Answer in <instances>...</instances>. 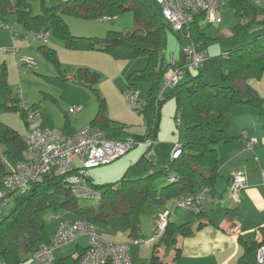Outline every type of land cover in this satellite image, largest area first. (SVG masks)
Here are the masks:
<instances>
[{"label":"trees","instance_id":"1","mask_svg":"<svg viewBox=\"0 0 264 264\" xmlns=\"http://www.w3.org/2000/svg\"><path fill=\"white\" fill-rule=\"evenodd\" d=\"M230 3L239 18L233 28L234 35L241 34L260 22L258 10L250 0H230ZM128 10L134 12L138 26L124 31L111 30L105 37L74 35L64 17L65 14H73L88 19L107 17L110 20ZM9 13H14L16 19L30 30L44 29L50 33V37L52 35L61 38L70 49L102 50L117 59H133L145 55L146 66L128 76V90L136 91L140 81L149 84L143 106L147 127L146 140L156 139L161 107L167 98L176 99L179 110L178 125L182 126L183 133L179 141L180 155L176 158L171 156L164 167L153 169L144 177H123L116 182L95 184L88 176L89 182L103 194L98 207L79 206L78 198L73 195L66 175L47 174L43 181L33 183L26 192L16 193V204L12 211L0 219V262L4 260L8 264H21L36 249L48 245L51 236L46 230L45 214L51 211L56 213L60 208L72 209L77 217L89 218L97 225L99 221L108 223L109 215L118 211L119 202L122 201L126 205L123 218L131 235L137 236L142 216L149 205L181 194H195L201 188L210 189L213 185L219 175L216 146L231 139L224 128V122L233 106L249 104L264 113L263 98L254 95L250 86L245 90L237 84L239 78L251 75L259 79L263 74L264 44L261 36H256L221 56L218 74L222 83L204 81L200 68H195L198 69L195 74L191 72L194 67H186L179 82L168 87L171 91L166 96L165 90L162 92L166 72L163 67L166 64L163 53L168 30L173 29L150 0H60L51 5L42 0V11L36 15L32 14L29 0H0V15ZM205 16V13L198 15L188 32L189 40L199 43L206 51L207 46L216 39L210 38L201 29V20ZM178 37L183 38L180 35ZM43 48L47 58L59 65L56 49L47 46ZM180 57L183 60V56ZM75 77L98 96L99 110L90 125L98 126L106 132L110 119L106 115V101L96 87L100 74L90 68H80ZM18 101V94L14 93L6 80L5 71H2L0 111H20ZM26 124L29 123L26 121ZM23 136L24 134L0 121V188L3 176L25 158L26 144ZM143 161L150 169L153 167L151 163L154 156L149 160L144 158ZM163 176H169L170 180L158 188L156 180ZM201 213L202 210L197 215L200 216ZM203 224V220L197 222V225L192 222L178 225L169 220L162 242L167 246L175 245L180 235H187L195 225L200 228ZM80 256L76 259L71 256L64 257L58 264H78ZM178 256L179 254L175 258ZM151 264H165L157 247L154 249Z\"/></svg>","mask_w":264,"mask_h":264},{"label":"rangeland","instance_id":"2","mask_svg":"<svg viewBox=\"0 0 264 264\" xmlns=\"http://www.w3.org/2000/svg\"><path fill=\"white\" fill-rule=\"evenodd\" d=\"M60 0H46L48 5ZM62 1V0H61ZM65 1V0H63ZM155 4L158 12H161V7L156 4L155 0H150ZM258 10L259 19L264 17V0H251ZM32 5V14L36 15L42 11V0H30ZM232 19L234 22L225 28H221L222 24L216 25L205 20L202 28L207 32L208 36L216 37L217 40L212 42L206 48V59L199 70H202L204 81L210 83H222L218 74V67L221 63V55L225 54L227 47H233L246 43L253 39L254 35L262 34L264 44V23H255L242 35L234 37L231 35V27L238 23L239 18L233 8H230ZM66 21L70 26L73 34L84 36H98L105 37L109 31H124L129 28L138 26L135 21L134 12L132 10L125 11L115 18L110 20L104 19H88L73 14L64 15ZM226 21V20H225ZM230 32V35H224V32ZM35 29H28L24 24L17 21L16 16L9 13L5 16L0 15V74L6 71L7 79L11 85L14 93H21L30 105H39L42 113V118L39 120L40 124L44 119L48 118L52 127L59 130V127L70 119H78L79 123L86 122L96 115L99 108L98 96L88 86L80 84L75 77L77 71L76 62L81 61L77 56H69L68 52H63L60 45L64 44L61 38L51 35L47 43L41 42L35 38ZM17 34V35H16ZM16 40H15V39ZM165 51L170 57L172 52L180 53L181 39L175 32L168 30L166 39ZM186 42V39L183 38ZM23 46L26 50H22ZM42 46L57 49V56L60 64L52 62L47 58ZM18 49V56L9 49ZM22 50V51H21ZM19 56H28L35 60L32 66L19 67L17 60ZM111 56V57H110ZM109 57L97 59L96 63L91 69L96 70L100 74V81L97 88L101 96L106 101L107 112L111 119L114 120L113 125L116 127L112 131L118 132L121 135L131 136L127 139H133L137 144L123 155L118 157L111 163L102 164L99 166L91 167L88 170L91 172L95 184H104L114 182L128 175L129 179H136L131 177H138L145 173H149V168H146V163H139V160L144 156L147 150V144L142 141L147 137V128L144 127L143 106L147 97V90L149 87L148 82L140 81L137 84L136 91L132 90L137 95L139 107L133 108L127 100V92L129 88L128 76L134 70L142 69L146 66L147 57L141 55L133 59H117L110 54ZM91 61V60H88ZM98 67V68H96ZM194 73L198 69L192 68ZM220 81V82H219ZM171 88L166 92V96L170 93ZM80 99L86 109L82 110L78 115L69 114L70 107L75 105L70 104L76 99ZM135 114L139 115L138 118ZM179 110L175 98H167L163 103L160 114V125L157 134V143L153 146L155 149V162L157 163L156 170L165 166L170 160V151L173 149V144L170 139H176L183 133L182 126L178 125L177 117ZM140 120V121H139ZM0 121L10 125L20 133L24 134L27 129V124L24 116L16 110H1ZM138 122L140 124H138ZM142 123V124H141ZM31 123L30 126H33ZM111 131V132H112ZM131 131V133H126ZM111 137H114L111 134ZM119 138V137H118ZM179 138V139H180ZM169 140V141H168ZM173 141V140H172ZM131 161V162H130ZM132 164V165H130ZM130 165V166H128ZM169 176H163L156 180V185L161 188L165 183L169 182ZM108 181V182H104ZM16 194L11 196L8 203L4 205L0 211V219L8 215L15 206ZM79 206H94L98 207L99 200L95 199H78ZM157 205H149L146 213L142 216L143 224L153 219L154 210ZM75 212L72 209L60 208L58 212H48L45 214L46 230L52 232L56 226L59 225L62 217H72ZM110 224L106 227L102 226L99 222L98 234L102 237H110L111 231H115V224H123V220L117 217L116 213L109 215ZM86 244L89 245L88 238L84 239ZM67 249V247H65ZM64 248V249H65ZM73 253V252H71ZM66 253V255H68ZM56 255V252H55ZM64 255V254H63ZM56 261H60L59 257ZM57 262V264H58Z\"/></svg>","mask_w":264,"mask_h":264},{"label":"crops","instance_id":"3","mask_svg":"<svg viewBox=\"0 0 264 264\" xmlns=\"http://www.w3.org/2000/svg\"><path fill=\"white\" fill-rule=\"evenodd\" d=\"M230 8H233L231 6L230 0H220V10L218 13L219 16H221L222 20L221 22H212V23L216 25L222 24L220 26L221 28H225V26L229 24L231 26V24L234 22V19H232ZM12 14L15 15L14 13ZM205 20H209V19L205 16L201 20V29L203 31L204 29L202 28V24ZM258 20L260 22H263L264 17H262V19H259V15H258ZM234 26L235 25H233L230 29L231 35L234 37L242 35L243 33L234 35L233 32ZM205 33L207 34V32ZM224 33H225L224 35H230V32L228 31ZM256 36H261V40L263 41L262 34L259 33L258 35H254L253 38H255ZM210 38L217 40L216 37H210ZM180 39H181V45H180L181 48V46L187 42V39L185 38L186 42L182 40L183 38ZM242 44L245 43H241L240 45ZM240 45L233 46L231 48L227 47L228 49L225 52V54L229 50L236 48ZM20 48L22 50H26L24 46L23 48L22 46ZM59 48L67 49V51L66 50H62V51L64 53L68 52L67 55L69 56L78 55L81 61L76 62L77 70L80 68L91 69L94 66V63H92V61L96 63L97 59L107 58L111 54L102 50L70 49L63 44H61ZM8 51H13V53L16 56L18 55L19 52L17 49V53H15L13 48L12 50L9 49ZM177 57L180 58V53L179 55H177ZM164 58L165 60H167L170 57L167 56ZM94 71H97V69ZM191 72L194 73L193 69H191ZM5 75H6V71H5ZM6 80L8 81L7 75H6ZM237 84L242 89L245 90L248 88V86H250L252 89V93L254 95H259L263 98V106H264V72L259 79L254 78L251 75H247L245 78L244 77L239 78L237 80ZM168 89L169 88L165 89V95ZM79 100L80 99L78 98L75 101H72L70 104L75 106H81L82 107L81 110L78 111L76 114H71V113L69 114L78 115L82 110L86 109V105L83 106L82 104H80L82 102ZM36 106L40 109L39 105ZM106 115L110 119L109 127L106 130V135L109 139L125 140L129 137L132 138V135L131 136L128 135L129 136L128 137L125 135H121L118 132L112 131L113 129L116 128L113 125L114 120L110 118L107 110H106ZM135 115L138 118L140 117L137 114ZM94 117L91 119V121L90 119H87L86 122H82V123H79L77 118L73 119L72 121L68 119L64 123V125L59 127V130H55L53 129L52 123L48 118L44 119L43 122L40 124L39 120L42 118V113H41L40 118L36 122H33L34 123L33 126L27 124V129L25 132H27L29 128L38 127L42 129H49L54 132L73 134L89 126L92 120L94 119ZM143 119L144 121L142 120V123L144 127L147 128L145 117ZM138 124L140 123L138 122ZM224 128L230 135L231 139L228 141L220 142L216 146L219 156V175L209 189L208 198L202 204V213L200 216L191 211H188L184 208L177 206L176 200L179 196L182 195L181 194L169 200L153 203V205H157L156 209L154 210L153 219L151 221H148L147 224L145 225L141 220L138 235L134 237L133 235H131L130 229L123 218V213L126 209V205L122 201L119 202L118 211L116 212V214L117 217L123 220V224H115L116 226L112 227V229L115 228V231L110 232L112 233V235H110V237H103V238L114 242L129 243L130 244L129 255L131 261L129 264H151V258L153 256L154 249L156 247L158 249V254L161 256L162 259L165 260V264H260L258 262L257 248L261 244L264 245V113L259 108H256L252 105L237 104L233 106L230 109V111L227 113L224 122ZM243 131L248 132L250 136L256 138L257 142L254 144L253 147H248L246 145L245 139L242 138ZM126 133H131V131L128 132L126 131ZM111 134L114 137H111ZM179 138L180 135L176 139H170V142H172L173 144V149L175 145L179 143V141L181 140V138L180 139ZM145 140L146 138L142 142L146 143ZM156 143H157V139H155V144ZM149 146L150 145L147 144V150L149 149ZM173 149L171 148L172 151ZM172 151H170V155L172 154ZM155 157L156 156L154 155V159ZM143 159L144 158L142 157L141 160H139V163H144ZM151 164H153V167L149 169L150 170L149 173L153 169L156 170V166H157L155 160ZM149 173L147 172L138 177H131V178L138 179L146 176ZM237 173L244 174L247 178V183L246 186L241 188L237 194H234L232 193L230 182L232 177ZM88 176L94 183L93 177L97 178V176L96 175L92 176L89 170H88ZM123 177L129 179L128 175H123ZM104 182H108V181H104ZM164 210L169 211L170 213L169 218L171 223H175L179 225L186 222H192L193 224L197 225V222L203 220L204 224L200 228H197L195 225L193 230L187 235H180L177 238L175 245L167 246L164 242H162V239L164 238L165 234H163L161 237L157 238L156 240L149 242L154 236L157 216L160 212ZM76 215L77 214H74L70 218H75L77 217ZM63 219L65 218L62 217L61 221ZM99 222H97V225L99 224ZM100 224L106 227L110 224V221H108V223L100 222ZM58 226H56L52 232H48L50 236L58 229ZM84 239L87 240V237L85 235L79 237L77 240H75L72 243L56 248L54 250L55 260H57L56 257L63 254H64L63 256L59 257L60 258L59 260L67 256H71L74 259L78 258L81 254H83V252L86 250L88 246V244H86ZM65 247H67V249ZM68 252L69 254L66 255V253ZM177 254H179V256L175 258ZM57 262L58 261H56V263ZM21 264H38V263L33 259L31 255L29 259H27Z\"/></svg>","mask_w":264,"mask_h":264},{"label":"built area","instance_id":"4","mask_svg":"<svg viewBox=\"0 0 264 264\" xmlns=\"http://www.w3.org/2000/svg\"><path fill=\"white\" fill-rule=\"evenodd\" d=\"M161 7L164 19L169 22L174 32L187 42L181 46L178 58L172 52L170 58L166 60L164 68L163 90L179 82L186 67L200 68L205 59L206 51L199 43L189 40L188 32L190 25L196 20L198 15L205 13L211 22H221L219 16L220 0H155ZM108 20L109 18L103 17ZM35 38L43 43L50 39V33L44 29L35 32ZM17 53V49H14ZM164 50L163 56L165 57ZM18 56V55H17ZM18 66H32L35 60L28 56H19ZM127 100L133 108H138L137 95L132 91L127 92ZM19 112L25 115L26 121L31 124L36 122L41 112L37 106L30 105L18 93ZM81 106L71 107L69 113L76 114L81 110ZM248 147H253L257 142L256 138L250 136L248 132H242ZM26 144L25 158L6 173L1 182L0 188V211L11 196L16 193L26 192L33 183L43 181L45 175L53 173L56 175H66L69 186L74 196L84 199L101 200L102 192L95 188L88 180V169L102 164L111 163L125 152L136 146L133 139L112 140L106 132L98 127L89 125L83 130L67 134L54 132L49 129L29 128L23 136ZM149 144V149L145 152L144 158L151 159L155 155V139L149 138L145 141ZM144 143V142H142ZM181 153V144L177 143L171 156L176 158ZM247 178L242 173L235 174L230 182L232 193L237 194L239 190L246 186ZM209 196V188H201L195 194H182L176 200L177 206L198 214L202 210L203 202ZM169 211L160 212L156 219L154 236L149 241L152 242L161 237L169 223ZM85 235L89 245L80 256L78 264H129L130 244L127 242H114L106 240L98 234V226L86 217H75L63 219L58 229L51 235L50 243L36 249L32 257L38 264H56L54 250L66 244L72 243L79 237ZM258 262L264 264V245L257 248ZM0 264H8L1 261Z\"/></svg>","mask_w":264,"mask_h":264}]
</instances>
